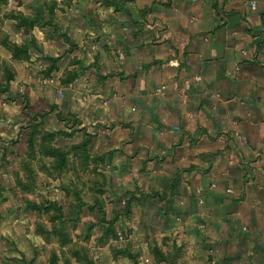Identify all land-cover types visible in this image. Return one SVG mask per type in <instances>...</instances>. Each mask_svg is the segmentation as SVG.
Segmentation results:
<instances>
[{"label": "crops", "instance_id": "crops-1", "mask_svg": "<svg viewBox=\"0 0 264 264\" xmlns=\"http://www.w3.org/2000/svg\"><path fill=\"white\" fill-rule=\"evenodd\" d=\"M111 2L54 14L77 52L42 83L56 86L76 55L92 66L51 103L74 115V133L100 130L99 153L114 167L107 193L136 197L137 253L104 252L94 264H264V0ZM34 37L51 55V42ZM33 59L11 63L14 80L31 101H48L27 76ZM127 130L132 140L118 137Z\"/></svg>", "mask_w": 264, "mask_h": 264}, {"label": "rangeland", "instance_id": "rangeland-1", "mask_svg": "<svg viewBox=\"0 0 264 264\" xmlns=\"http://www.w3.org/2000/svg\"><path fill=\"white\" fill-rule=\"evenodd\" d=\"M115 5L111 0H0V264H94L104 252H111L112 258L126 247L137 253L128 239L136 197L130 191L107 193L114 167L99 153L103 135L99 137L97 126L93 135L74 133V115L59 111L61 104L51 103L66 100L61 98V87L92 66L85 67L76 55L63 67L56 86L42 84L44 80L53 83L57 64L77 52L64 23L54 14L61 11L71 19ZM38 32L51 42V55H43L34 37ZM12 45L27 47V52L14 59ZM113 52L122 57L118 50ZM31 58L37 68L27 76L38 93L52 97L48 101L47 97L31 101L29 86L14 80L11 63H27ZM95 62L99 64L97 57ZM48 127L55 129L54 136L44 133ZM120 134L133 138L128 130ZM51 148L65 153L64 164L47 152ZM47 203L60 210L34 209ZM142 230L150 232L145 225ZM121 233L126 234L123 240Z\"/></svg>", "mask_w": 264, "mask_h": 264}, {"label": "trees", "instance_id": "trees-1", "mask_svg": "<svg viewBox=\"0 0 264 264\" xmlns=\"http://www.w3.org/2000/svg\"><path fill=\"white\" fill-rule=\"evenodd\" d=\"M11 50H12V58L14 59H19V55L21 53H26L27 52V47H23V46H17V45H12L11 47ZM47 135H50V136H54L55 134H47ZM30 144H33L30 142ZM47 152L52 156V157H56V156H59L60 160L63 162V164L65 163V153L61 150H58L57 148H51V149H48ZM34 206V205H33ZM47 208H50V209H56L57 211L60 210V208L58 206H56V204L54 203H47V204H44V207H40V206H34V209L37 210V211H40V210H46Z\"/></svg>", "mask_w": 264, "mask_h": 264}, {"label": "built area", "instance_id": "built-area-1", "mask_svg": "<svg viewBox=\"0 0 264 264\" xmlns=\"http://www.w3.org/2000/svg\"><path fill=\"white\" fill-rule=\"evenodd\" d=\"M121 239V238H120Z\"/></svg>", "mask_w": 264, "mask_h": 264}]
</instances>
